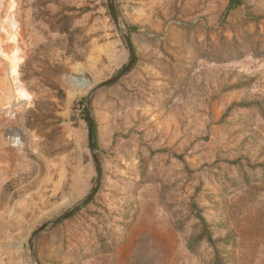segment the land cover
<instances>
[{"label":"rangeland","instance_id":"374dc122","mask_svg":"<svg viewBox=\"0 0 264 264\" xmlns=\"http://www.w3.org/2000/svg\"><path fill=\"white\" fill-rule=\"evenodd\" d=\"M228 2L0 0L27 97L7 105L0 53V264H206L192 204L229 264H264V0ZM123 33L135 62L89 109L100 186L33 238L95 187L86 98L130 62Z\"/></svg>","mask_w":264,"mask_h":264},{"label":"water","instance_id":"95a60500","mask_svg":"<svg viewBox=\"0 0 264 264\" xmlns=\"http://www.w3.org/2000/svg\"><path fill=\"white\" fill-rule=\"evenodd\" d=\"M110 9L112 12V15L114 17V21L116 23V26L118 25L117 22V18L113 9V5L112 2H110ZM123 37L126 43V46L128 48V51L131 55V60L130 62L123 67V69L117 74L115 75L113 78L101 83L100 85H97L87 96L86 98V104H85V111H86V116H87V121H88V143H89V147L90 150L93 152V159L95 162V166H96V183H95V187L93 188L92 192L90 193V195L78 206L74 207L73 209H71L68 213L62 215L61 217H59L57 220L47 223L45 225H43L40 229H38L34 234H33V238L36 237L39 233L43 232L44 230H46L49 226H54L57 225L58 223H60L62 220L72 216L79 208H81L83 205H85L90 198H92L94 196V194L96 193L98 187L100 186V181H101V168H100V163L98 161V158L96 156V154L94 153V143H93V138H94V123L93 120L91 118L90 115V103H91V98L92 95L96 92L99 91L107 86H110L112 84H115L117 81H119L126 73H128V71L130 70V68L132 67V65L135 62V55H134V49H133V45L131 43V39L130 36L127 33H123Z\"/></svg>","mask_w":264,"mask_h":264},{"label":"trees","instance_id":"16d2710c","mask_svg":"<svg viewBox=\"0 0 264 264\" xmlns=\"http://www.w3.org/2000/svg\"><path fill=\"white\" fill-rule=\"evenodd\" d=\"M243 1L244 0H229L226 7V13L242 5ZM189 212L191 215L195 217V219L198 220L201 231L197 232L196 235L190 236L188 238L187 241L188 249L191 252H196L198 251L199 244L202 241H206L214 249L215 252L213 258L206 264H229L230 257L228 256L227 252L218 251L217 245L222 244L224 246H227L229 244H232L231 243L233 240L232 235L227 234L224 238L214 239L211 232L208 230L206 224L204 223V220L200 215V210L198 209V207L194 204L190 205ZM182 226H183L182 222L177 220L176 227L178 229H182Z\"/></svg>","mask_w":264,"mask_h":264},{"label":"bare ground","instance_id":"6f19581e","mask_svg":"<svg viewBox=\"0 0 264 264\" xmlns=\"http://www.w3.org/2000/svg\"><path fill=\"white\" fill-rule=\"evenodd\" d=\"M16 27L17 26L14 23L13 17L9 15L6 16L4 19V28H2V31L4 32V36L8 39V41H12L13 43H16ZM0 53L3 54V58L8 60V62L10 63L8 66V71H10L11 74L8 75V84H9L12 94L6 98V101H7L8 106H11L12 108H14L17 106L16 104L17 99L24 100V98L25 99L27 98L24 95L26 91L22 83L18 80V76L16 73V67L18 65V60L20 58L19 47L17 44H14L13 48L9 52L7 51L6 53L5 47L0 44ZM15 140H16V143H18L20 139L15 138Z\"/></svg>","mask_w":264,"mask_h":264}]
</instances>
